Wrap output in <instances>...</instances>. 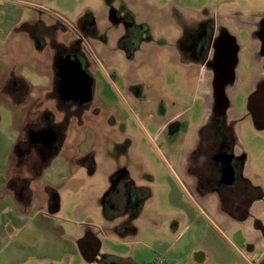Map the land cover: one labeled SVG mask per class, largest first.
<instances>
[{
    "label": "rangeland",
    "instance_id": "374dc122",
    "mask_svg": "<svg viewBox=\"0 0 264 264\" xmlns=\"http://www.w3.org/2000/svg\"><path fill=\"white\" fill-rule=\"evenodd\" d=\"M26 1L9 0L28 23L0 42L2 82L29 85L26 101L0 94V131L20 140L5 185L47 203L9 229L0 264H264V123L251 109L264 13H233L242 0ZM215 123L252 187L238 215L190 174Z\"/></svg>",
    "mask_w": 264,
    "mask_h": 264
},
{
    "label": "flooded vegetation",
    "instance_id": "af4514ba",
    "mask_svg": "<svg viewBox=\"0 0 264 264\" xmlns=\"http://www.w3.org/2000/svg\"><path fill=\"white\" fill-rule=\"evenodd\" d=\"M72 74L76 80L78 73ZM76 83L78 84L75 86L76 90L74 86L71 87L72 90L68 87L70 95L74 96L73 101L78 100L76 92L83 93L87 86V81L83 77H79ZM251 98L252 111L256 118L264 123V91L260 90ZM55 135L53 151L61 141V136ZM189 168L190 174L198 181L201 190L216 194L221 207L230 208L231 213L235 215L245 210V204L251 198L252 187L243 178V167L234 155L228 129L217 123L213 127L203 129L199 142L193 150ZM154 264L160 263L154 262Z\"/></svg>",
    "mask_w": 264,
    "mask_h": 264
},
{
    "label": "crops",
    "instance_id": "0c3cea01",
    "mask_svg": "<svg viewBox=\"0 0 264 264\" xmlns=\"http://www.w3.org/2000/svg\"><path fill=\"white\" fill-rule=\"evenodd\" d=\"M25 3H19L22 5H30L29 1L23 0ZM244 2L245 7H236L233 11V13H236L240 17L248 18L247 16H251L254 13H264V0H242ZM253 2H256L258 5L254 7L252 5ZM17 6H14L10 4L9 0H3V2L0 3V10L2 8V11H0V16H3V18L0 20V32L3 37H1V43L7 41V38L12 37L16 31H18L21 27L25 25V12L21 9L16 8ZM243 14V15H240ZM247 16H245V15ZM32 18V17H31ZM6 53V52H5ZM36 70L38 72H41L42 70H46L44 66L41 65V63H37ZM5 66L3 63L0 62V84H7L13 86L12 91L13 92H2L0 91V94H4L6 96H10V98H14L13 96H18L19 101H26L28 100V91L26 86H29L28 83L24 78H13L11 77L9 80L2 82V79H4L5 74ZM51 79L56 81V78L58 77V74L55 72H52ZM52 84V83H51ZM23 85V89H20L19 86ZM54 88V83H53ZM47 97H51L55 100L56 95V87L53 90V93L46 94ZM38 99H42L39 98ZM53 129L50 130L52 132ZM22 132V131H21ZM42 132L49 131L45 130ZM55 133V132H54ZM46 134V133H45ZM56 134V133H55ZM51 140V139H50ZM54 140V138H53ZM20 141V140H19ZM19 141L16 143L14 140L9 138L5 133L0 131V251L4 248L6 244L9 243L11 236L9 233V229H20L24 225L27 224V218L26 216L37 210L42 209V207L47 203L46 201H39L38 203L36 201H29L28 203L24 204L20 201H17L15 199L16 195L15 192L11 190L6 189L5 185V177L9 165V161L11 159L12 153L17 147ZM56 158V157H55ZM40 211V210H39ZM8 242V243H7Z\"/></svg>",
    "mask_w": 264,
    "mask_h": 264
},
{
    "label": "built area",
    "instance_id": "2783aa9c",
    "mask_svg": "<svg viewBox=\"0 0 264 264\" xmlns=\"http://www.w3.org/2000/svg\"><path fill=\"white\" fill-rule=\"evenodd\" d=\"M17 2H19V3H27V2H25V1H23V0H16Z\"/></svg>",
    "mask_w": 264,
    "mask_h": 264
},
{
    "label": "trees",
    "instance_id": "16d2710c",
    "mask_svg": "<svg viewBox=\"0 0 264 264\" xmlns=\"http://www.w3.org/2000/svg\"><path fill=\"white\" fill-rule=\"evenodd\" d=\"M151 264H154V262H153V263H151ZM164 264H170V263H164Z\"/></svg>",
    "mask_w": 264,
    "mask_h": 264
},
{
    "label": "water",
    "instance_id": "95a60500",
    "mask_svg": "<svg viewBox=\"0 0 264 264\" xmlns=\"http://www.w3.org/2000/svg\"><path fill=\"white\" fill-rule=\"evenodd\" d=\"M70 90H72V88H70ZM49 136V135H48Z\"/></svg>",
    "mask_w": 264,
    "mask_h": 264
}]
</instances>
